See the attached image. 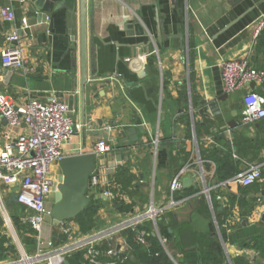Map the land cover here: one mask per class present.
<instances>
[{
  "label": "crops",
  "instance_id": "1",
  "mask_svg": "<svg viewBox=\"0 0 264 264\" xmlns=\"http://www.w3.org/2000/svg\"><path fill=\"white\" fill-rule=\"evenodd\" d=\"M4 6L13 8L15 20L0 17V52L6 34L22 30L19 41L27 72L12 69L5 81L0 66V97L17 105L29 99L46 103L52 97L65 103L76 125L64 145L65 155L93 152L100 138L111 146L109 152L96 155L92 172L98 177L89 190L90 203L96 206L92 227L81 230L75 218L69 228L45 223V239L64 244L121 223L152 203L166 207L157 223L178 235L179 248L172 251L175 264H202L206 236L216 239L228 262L236 255L264 262L251 248L255 236H264V181L248 187L219 185L249 165L260 166L264 174V118L241 121L244 94L253 90L264 96V84L226 94L220 75L224 59L246 58L251 66L264 70V29L254 36L255 23L264 15V0H175V4L171 0H86L88 78L83 96L78 0H65L46 12L41 22L28 10L29 1L0 0V8ZM156 9L164 33L174 35L161 42L156 39ZM23 17L32 23L26 26L29 33L20 29ZM125 20L139 22L144 34H127ZM136 56L145 71L141 76L128 66ZM92 65L95 75L90 73ZM83 114L90 124L84 136ZM232 120L240 127H230ZM21 133H28L24 124L11 128L0 117V149ZM56 168L54 164L53 172ZM175 177L181 183L173 194L178 203L167 207ZM184 178L190 179L186 186ZM204 187L209 188V199L201 193ZM2 195L21 247L33 253L35 233L17 227L18 204L6 203L10 193ZM123 245L130 250L129 240L118 232L102 248L119 250ZM15 255L12 237L0 231V263ZM78 263L85 264L83 255Z\"/></svg>",
  "mask_w": 264,
  "mask_h": 264
},
{
  "label": "built area",
  "instance_id": "2",
  "mask_svg": "<svg viewBox=\"0 0 264 264\" xmlns=\"http://www.w3.org/2000/svg\"><path fill=\"white\" fill-rule=\"evenodd\" d=\"M0 17L4 21H14L15 13L11 6L0 8ZM27 26V19H21V27ZM264 29V15L254 26V36ZM6 46L0 52V66L4 69H18L27 72L26 59L23 56L17 29L5 36ZM222 90L229 94L249 88L250 83L264 84V70L254 68L246 58L224 59L220 62ZM0 117L11 127L16 128L24 124L28 133L18 134L4 143L0 149V217L13 231L10 216L5 207L2 192L15 193L16 203L25 209V215L20 217L22 224L30 226L35 231L36 248L27 254L17 242L19 256L0 264H44L61 263L66 257L82 252L83 258L89 264H102L103 258L111 259L110 263L123 264L127 259V246L119 250L112 247L102 248V243L124 229H134L136 226L150 222L153 233L158 234L157 221L166 208L157 207L150 203L144 210L131 216L127 220L114 226L94 230L78 239L55 245L50 239L43 237L45 215L51 211L49 194L51 193L57 175L52 170L64 154V145L71 140L73 126L65 103L56 97L43 103L36 99H29L22 105L14 104L9 98L0 97ZM264 118V96L248 90L243 96L242 123H250ZM76 127V125H75ZM111 150V146L104 138L98 139L93 147L95 155H103ZM92 186L98 183L96 174L91 173ZM257 181H264V174L258 165H249L244 171L229 177L219 185H237L248 187ZM181 183L178 177L172 179L169 185L170 200L167 207L178 202L173 194L179 190ZM208 199L209 188L204 187L201 192ZM108 197H113L111 191H105ZM219 198V197H218ZM136 239L144 241V231L138 233ZM162 244L166 240L159 237ZM17 241V240H16Z\"/></svg>",
  "mask_w": 264,
  "mask_h": 264
},
{
  "label": "water",
  "instance_id": "3",
  "mask_svg": "<svg viewBox=\"0 0 264 264\" xmlns=\"http://www.w3.org/2000/svg\"><path fill=\"white\" fill-rule=\"evenodd\" d=\"M30 2L28 10L32 13H36L37 22L45 21L47 18L46 12L52 11L59 5H63L65 0H26ZM55 2H58L55 5ZM175 4V0H171ZM55 6V7H54ZM86 0H78V18H79V31H78V59H79V79L81 87V95H84L85 85L88 78L87 68V18H86ZM156 21V39L161 42L162 39L168 36L164 33L163 21L159 17L158 9H156L155 15ZM36 21H33V23ZM27 25H32L31 21ZM124 29L129 35H143L144 28L139 22H133L131 20L124 21ZM22 30L17 31L18 34ZM23 32L29 33V28L25 27ZM129 68L135 71L138 75L144 74L142 61L139 57H133L129 60ZM3 79L7 81V78L12 73V69H4ZM90 73L95 75V68L92 65L90 67ZM250 88L255 86L254 83L249 84ZM235 115V114H234ZM230 127L239 128L240 126L235 120L228 123ZM76 130L75 125L73 126ZM90 129L89 118L84 114L81 120V132L83 136L86 130ZM56 175L57 180L54 181L51 193L49 194V202L51 203V211L46 214L45 222L51 224L54 227L64 225L66 228L70 227L69 221L74 219L80 214L90 203L89 190L92 188L90 182V174L95 169L96 155L94 152H82L72 155H65L57 163ZM188 178L182 180V184L186 186L189 184ZM17 197L13 192L11 193L7 204L16 203ZM1 221V218H0ZM155 235V233H153ZM173 246V242H171ZM126 257L131 262H136V257L133 250H127L125 252ZM59 264H67L66 260H63Z\"/></svg>",
  "mask_w": 264,
  "mask_h": 264
},
{
  "label": "trees",
  "instance_id": "4",
  "mask_svg": "<svg viewBox=\"0 0 264 264\" xmlns=\"http://www.w3.org/2000/svg\"><path fill=\"white\" fill-rule=\"evenodd\" d=\"M221 177L222 179L227 178V176ZM95 212L96 206L93 203H89V205L75 217V220L79 223L81 230L86 231L92 227V218ZM15 224L19 227V229L25 230V232L35 233L31 227L27 228L24 224H21L18 218H16ZM157 229L160 237L166 240L165 244H162L159 238L153 234L150 222H145L143 225L136 226L134 229L127 228L120 232L123 233L129 240V249L133 250L136 257V262H131L126 259L123 264H175L172 251L179 248L178 235L176 231L172 230L169 232L167 226H164L161 222L157 223ZM220 230L222 233L223 229L221 228ZM141 231H144L143 242L136 239L138 233ZM206 237L208 244L204 247V249H201L202 264H264L262 260L249 261L239 255L230 257V262H228L223 248L217 243L216 239H213L210 236ZM171 241L175 242V247L170 246L169 242ZM33 242V238H27L28 244L31 245ZM245 246L247 247L248 243L245 244ZM251 248L259 252V255L264 258V236H255L253 240H251ZM81 257L82 252H77L66 257L65 260L67 261V264H79L78 261ZM106 261L108 262L111 260L109 258H103L102 264H106ZM85 264L89 263L85 261Z\"/></svg>",
  "mask_w": 264,
  "mask_h": 264
},
{
  "label": "rangeland",
  "instance_id": "5",
  "mask_svg": "<svg viewBox=\"0 0 264 264\" xmlns=\"http://www.w3.org/2000/svg\"><path fill=\"white\" fill-rule=\"evenodd\" d=\"M16 208H17V212H19V216L21 215V216H23V215H25V209L22 207V206H19V205H16ZM8 209H10V211H9V213H12V208L11 207H8ZM19 210V211H18ZM2 221V220H1ZM11 222H12V219H11ZM13 224V223H12ZM13 228H14V226H13ZM15 229V228H14ZM14 229H13V231H11L9 228H8V226L2 221L1 223H0V231H2V233L3 234H5L6 236H8V237H12V241H13V243H15L16 244V255L17 256H19V252H18V246H17V242L19 243L20 242V240L18 239V235H16V232L14 231ZM12 234H15L14 236L15 237H13L12 236ZM17 240V241H16ZM15 241V242H14ZM20 244V243H19ZM27 254H29L28 252H27ZM15 255V256H16Z\"/></svg>",
  "mask_w": 264,
  "mask_h": 264
},
{
  "label": "bare ground",
  "instance_id": "6",
  "mask_svg": "<svg viewBox=\"0 0 264 264\" xmlns=\"http://www.w3.org/2000/svg\"><path fill=\"white\" fill-rule=\"evenodd\" d=\"M13 235H15V234H13Z\"/></svg>",
  "mask_w": 264,
  "mask_h": 264
}]
</instances>
